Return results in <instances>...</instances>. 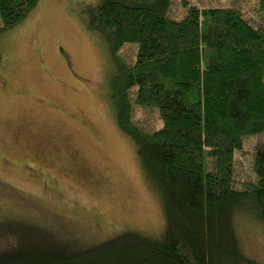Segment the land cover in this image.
<instances>
[{"label":"trees","instance_id":"16d2710c","mask_svg":"<svg viewBox=\"0 0 264 264\" xmlns=\"http://www.w3.org/2000/svg\"><path fill=\"white\" fill-rule=\"evenodd\" d=\"M37 3L0 0V36ZM256 3L263 13L264 0ZM202 6L99 0L85 11L108 51L116 126L161 204V235L123 232L76 247L81 237L48 216L0 215V264H259L242 253L235 223L246 215L264 226V145L244 148L264 134V18ZM138 112L161 126L146 132ZM239 157H249L247 170Z\"/></svg>","mask_w":264,"mask_h":264},{"label":"rangeland","instance_id":"374dc122","mask_svg":"<svg viewBox=\"0 0 264 264\" xmlns=\"http://www.w3.org/2000/svg\"><path fill=\"white\" fill-rule=\"evenodd\" d=\"M98 1L38 0L0 36V215L48 216L81 237L76 247L123 232L158 238L164 229L156 192L108 104V51L84 19ZM190 2L264 18L257 0ZM134 117L148 133L151 123L161 126L149 113ZM245 141L251 152L264 145V134ZM248 158L239 157L243 170ZM240 168L234 164L236 178ZM240 216L242 253L264 264V226Z\"/></svg>","mask_w":264,"mask_h":264}]
</instances>
